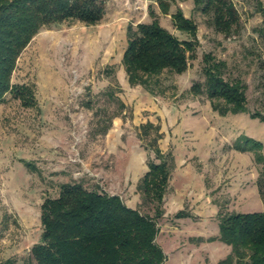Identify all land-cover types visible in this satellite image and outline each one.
Here are the masks:
<instances>
[{
	"label": "rangeland",
	"instance_id": "374dc122",
	"mask_svg": "<svg viewBox=\"0 0 264 264\" xmlns=\"http://www.w3.org/2000/svg\"><path fill=\"white\" fill-rule=\"evenodd\" d=\"M157 1L109 0L100 23L46 25L19 55L12 82L33 85L36 104L24 106L10 92L0 101V261L14 257L15 264H37L30 248L41 236L40 205L59 193L62 182L81 180L156 217L155 204L136 189L154 157L139 131L149 119L160 124L158 145L174 159L163 213L156 217L164 264H218L230 246L208 241L219 233L217 213L264 210L256 185L264 164L253 150L234 146L248 145L245 136L264 143V120L249 114L264 112V41L256 31L261 20L256 1L233 0L241 29L228 37L194 8V1L167 0L168 13ZM178 6L198 30L188 68L163 71L155 92L130 86L121 61L127 25L151 21L152 9L169 31L189 38L173 26L170 15ZM204 52L226 61L227 79L239 77L247 85V112L218 114L206 95L190 93L191 83L204 78ZM181 209L189 215L174 216Z\"/></svg>",
	"mask_w": 264,
	"mask_h": 264
},
{
	"label": "trees",
	"instance_id": "16d2710c",
	"mask_svg": "<svg viewBox=\"0 0 264 264\" xmlns=\"http://www.w3.org/2000/svg\"><path fill=\"white\" fill-rule=\"evenodd\" d=\"M109 0H0V101L6 92L13 93L22 105L36 104L34 87L13 83L11 76L16 61L35 34L46 25L64 21H80L85 25L103 20ZM194 8L207 15L216 31L231 36L240 31V14L233 0H192ZM255 11L261 14L256 27L264 41V1L255 0ZM161 12L168 13L170 3L157 1ZM151 21L129 23L126 27L127 44L122 62L130 86L141 85L155 92L163 71L182 73L195 56L198 46L197 24L186 16L181 7L171 13L175 29L189 35L179 38L163 26L155 12L149 10ZM203 80L190 85L193 95L204 94L218 114L247 112V85L239 78L224 76L226 61L215 58L211 52L202 55ZM264 68V62H262ZM264 99V72L261 75ZM264 120V112L249 111ZM141 136L148 138L154 157L148 159V169L138 179L136 189L144 201L155 204V216L163 213V197L169 183L174 159L170 151H163L158 140L163 136L161 126L152 120L139 124ZM237 137L235 141L240 139ZM248 145L234 146L253 150L256 160L264 164L261 153L264 143L244 137ZM21 162L31 171L40 173L32 161ZM259 195L264 200V168L256 179ZM59 193L47 196L41 202L42 230L38 242L31 246V257L37 264H164L165 253L156 241L159 227L156 217L144 214L138 208L124 203L119 195L98 189H89L83 182L66 181L59 185ZM218 239L230 246V251L218 264H264V210L252 212H218ZM189 215L183 209L174 213ZM201 237H198V239ZM14 257L0 264H15Z\"/></svg>",
	"mask_w": 264,
	"mask_h": 264
}]
</instances>
